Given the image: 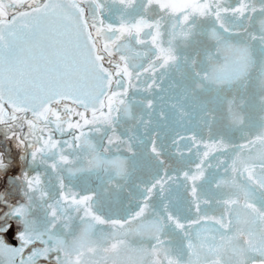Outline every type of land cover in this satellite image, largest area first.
I'll return each instance as SVG.
<instances>
[{
  "label": "snow or ice",
  "instance_id": "obj_1",
  "mask_svg": "<svg viewBox=\"0 0 264 264\" xmlns=\"http://www.w3.org/2000/svg\"><path fill=\"white\" fill-rule=\"evenodd\" d=\"M0 264H264V0H0Z\"/></svg>",
  "mask_w": 264,
  "mask_h": 264
}]
</instances>
